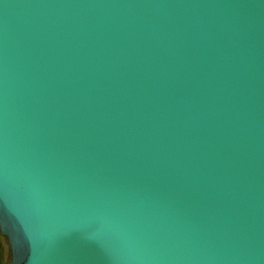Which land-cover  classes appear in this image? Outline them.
I'll use <instances>...</instances> for the list:
<instances>
[{
  "label": "water",
  "instance_id": "95a60500",
  "mask_svg": "<svg viewBox=\"0 0 264 264\" xmlns=\"http://www.w3.org/2000/svg\"><path fill=\"white\" fill-rule=\"evenodd\" d=\"M11 264H264V0H0Z\"/></svg>",
  "mask_w": 264,
  "mask_h": 264
},
{
  "label": "rangeland",
  "instance_id": "374dc122",
  "mask_svg": "<svg viewBox=\"0 0 264 264\" xmlns=\"http://www.w3.org/2000/svg\"><path fill=\"white\" fill-rule=\"evenodd\" d=\"M2 242L5 246V251H4V257H3V263L2 264H8L10 261V251L7 245V241L4 238H1Z\"/></svg>",
  "mask_w": 264,
  "mask_h": 264
},
{
  "label": "trees",
  "instance_id": "16d2710c",
  "mask_svg": "<svg viewBox=\"0 0 264 264\" xmlns=\"http://www.w3.org/2000/svg\"><path fill=\"white\" fill-rule=\"evenodd\" d=\"M2 237L0 236V264L3 263V257H4V251H5V246L2 242Z\"/></svg>",
  "mask_w": 264,
  "mask_h": 264
},
{
  "label": "snow or ice",
  "instance_id": "6c2138e0",
  "mask_svg": "<svg viewBox=\"0 0 264 264\" xmlns=\"http://www.w3.org/2000/svg\"><path fill=\"white\" fill-rule=\"evenodd\" d=\"M12 251H13V259L11 261V264H16V256H15V241L12 242Z\"/></svg>",
  "mask_w": 264,
  "mask_h": 264
}]
</instances>
